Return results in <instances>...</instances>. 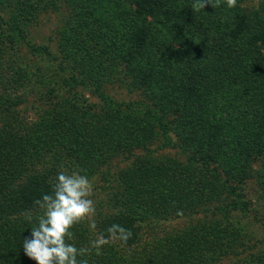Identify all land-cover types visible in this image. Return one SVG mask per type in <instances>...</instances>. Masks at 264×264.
<instances>
[{"label": "trees", "instance_id": "16d2710c", "mask_svg": "<svg viewBox=\"0 0 264 264\" xmlns=\"http://www.w3.org/2000/svg\"><path fill=\"white\" fill-rule=\"evenodd\" d=\"M193 1L0 0L12 18L0 17V264H36L23 240L40 215L35 201L51 193L62 168L101 181L94 190L104 193L94 201L96 229L77 224L69 243L89 247L113 224L132 232L126 244L78 260L217 264L231 255L230 264H264V249L245 250L232 213L246 205L227 184L229 176L250 177L255 156L264 159V0L246 9L243 0L231 9L224 0L207 4L203 18L190 13ZM48 11L67 25L59 65L69 72L57 85L92 90L99 103L57 90L19 109L32 86L11 51L24 40L20 22ZM110 83L140 87L138 97L115 100L103 89ZM172 102L170 129L160 111ZM175 148L182 159L165 152ZM118 158L127 163L115 169Z\"/></svg>", "mask_w": 264, "mask_h": 264}, {"label": "rangeland", "instance_id": "374dc122", "mask_svg": "<svg viewBox=\"0 0 264 264\" xmlns=\"http://www.w3.org/2000/svg\"><path fill=\"white\" fill-rule=\"evenodd\" d=\"M257 2L258 0H243L241 1V6L246 9L245 6L254 7ZM189 11L193 14L197 13L196 15H198L199 18H203L205 15L204 10H200L199 12L192 11V8L190 7ZM0 17L2 19H7L8 21H11L12 19L8 9L2 5H0ZM63 18L64 16L58 12L52 13L48 11L46 13H39L36 16V19L33 18L27 22H20L23 29L24 40L20 41L18 47L16 46L15 48H12L11 53L15 62L21 68L23 67L22 69H25V73L30 81L29 83L32 86V92L28 93L27 99L24 98L23 102L19 106L20 110H30L32 109L31 107H36L43 100L51 98L53 93L57 92V90L59 93H64L70 97L74 96L79 100H86L88 103H99L97 97L91 93L92 90L82 87H75V89L71 90L72 88H68L67 86L61 87L57 85L61 82L60 79L62 77L68 76L69 72L67 68H65V70L61 68V66H63L62 64L59 65V60L62 59L60 52L62 44L59 43V39L61 38L60 32L61 29L67 27L65 24L62 25ZM58 28L60 29L58 30ZM191 37L193 39L194 36ZM194 40L197 44L198 38ZM208 42L211 44L210 39H208ZM38 46L43 48H38V50L31 49V47ZM44 47L47 51H44ZM159 76L163 77L165 75L160 74ZM125 77L124 79L130 83L129 78ZM153 81H155V79L151 78L149 81L151 83L147 86V90L155 94L158 92L159 86L157 85V82ZM103 89L113 99L125 100L130 98L135 99L138 97L137 92L140 90V87L135 88V91H127L122 85L110 83ZM171 99L174 101V98ZM174 108L175 103L172 102L168 103L165 109L160 111L163 122L168 128L173 126L177 120V116L174 114ZM154 110L156 111V107ZM32 111V114L27 113V115L34 117V111L38 112L36 110ZM169 132L171 133L170 139L177 142L178 140L173 135V132ZM165 152H167V154H174L175 157L182 159L178 148H175L173 151L167 150ZM126 163L127 162L118 158L113 159L111 166L118 169L126 165ZM249 167V171L252 172L250 177L244 181H239L236 177L229 176L227 184L232 188L234 194L233 200L246 205L244 210L237 209L232 213V220L239 222L245 231V250L258 251L260 249H264V159L260 156H255ZM89 178L92 179L93 177ZM98 183L102 182H99L98 180L94 182L95 185H98ZM225 186H227L226 182ZM103 194L104 193L101 192V190H94V195L91 198L95 201L98 197L101 198ZM201 216L202 215L200 213H197L195 215H191L187 219L175 218L167 223V227H179L189 221V219L191 221H195L197 218H201ZM234 259H236V257L229 255L217 264H230Z\"/></svg>", "mask_w": 264, "mask_h": 264}, {"label": "clouds", "instance_id": "9594fccd", "mask_svg": "<svg viewBox=\"0 0 264 264\" xmlns=\"http://www.w3.org/2000/svg\"><path fill=\"white\" fill-rule=\"evenodd\" d=\"M229 9L236 7L237 0H224ZM221 0H194L192 11L204 10L207 4L218 7ZM94 195V178L81 175L79 171L61 169L52 185L51 193L37 199L40 215L36 225L31 228L30 237L23 240L24 254L36 261V264H88L87 260H78L95 250L100 255L104 245L116 241L126 244L132 232L121 225L113 224L108 229V236L100 234L91 241L89 247L77 248L69 243L74 234L72 228L77 224L89 222L91 230L96 229L93 219L96 213ZM25 218L31 222L33 217Z\"/></svg>", "mask_w": 264, "mask_h": 264}]
</instances>
